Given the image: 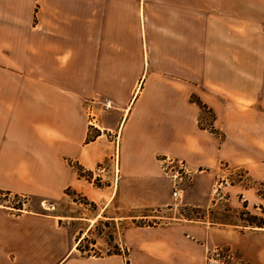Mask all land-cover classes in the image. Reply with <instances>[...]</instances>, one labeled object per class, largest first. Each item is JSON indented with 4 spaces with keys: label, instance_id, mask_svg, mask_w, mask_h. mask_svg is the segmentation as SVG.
Instances as JSON below:
<instances>
[{
    "label": "crops",
    "instance_id": "1",
    "mask_svg": "<svg viewBox=\"0 0 264 264\" xmlns=\"http://www.w3.org/2000/svg\"><path fill=\"white\" fill-rule=\"evenodd\" d=\"M164 156L195 174L194 206L215 204L221 164L264 184V0H0V193L56 201L82 189L94 219L117 221L170 203ZM99 163L107 184L82 188L78 170ZM60 218L0 200V264H204L216 238L177 220L125 228L126 252L84 254L92 219Z\"/></svg>",
    "mask_w": 264,
    "mask_h": 264
},
{
    "label": "rangeland",
    "instance_id": "2",
    "mask_svg": "<svg viewBox=\"0 0 264 264\" xmlns=\"http://www.w3.org/2000/svg\"><path fill=\"white\" fill-rule=\"evenodd\" d=\"M202 114L208 119L212 118V115L207 111L202 112ZM202 122L208 121L202 119ZM92 134H94V130ZM161 159L162 157H160ZM161 164L163 169V163L161 162ZM220 169L223 172L218 180L211 185L209 194H206L215 200V204L194 206L189 203L186 199L187 194L193 197L198 195L197 192H192L195 174L191 172L192 180L184 182L182 185L184 192L181 200L171 198L170 203L162 207L124 209L130 216L120 218L117 221L102 217L103 214L94 219L97 212L100 211L98 203L92 201L90 197L88 198L82 189L81 192L68 189L66 190L67 194L56 201L2 193H0V200L8 205L21 207V209L59 215L62 225L72 223L74 227H83L84 224H80L77 217L91 218L92 222L85 220L86 223L92 224L90 231L88 230L86 233L87 240L82 242L84 254L105 253L107 250H113L114 246H117L121 253L126 252L125 246L118 241V236L122 234L125 228L136 226L133 221H136L138 226H151L177 220H192L204 221L207 226L213 227L216 238L210 241L207 250H211L213 247L221 248L219 256L223 264H263L264 257L261 256L264 252V245H262L264 243V227L260 229L255 224L248 225L246 220L264 221V206L258 201L248 203L243 189L248 186L254 187L256 193L264 195V184L254 182L242 167L221 164ZM105 172L106 165L104 163H99L93 171L80 168L78 170L79 175L83 179L91 181L90 185L83 182L82 188L88 186L91 190L98 192L107 184ZM117 205V200L112 201L106 214L113 215L117 212ZM258 228L262 231L254 232ZM251 256L255 258L252 263L248 259Z\"/></svg>",
    "mask_w": 264,
    "mask_h": 264
},
{
    "label": "built area",
    "instance_id": "3",
    "mask_svg": "<svg viewBox=\"0 0 264 264\" xmlns=\"http://www.w3.org/2000/svg\"><path fill=\"white\" fill-rule=\"evenodd\" d=\"M110 106V100H105L104 108H109ZM161 161L163 163V172L170 178L171 181L172 198L174 200H181L184 192V188L182 187V185L184 184V182H189L192 180L191 171L181 160H174L164 156ZM220 251L221 248L217 247H213L211 250H207L204 264H223L219 256Z\"/></svg>",
    "mask_w": 264,
    "mask_h": 264
},
{
    "label": "trees",
    "instance_id": "4",
    "mask_svg": "<svg viewBox=\"0 0 264 264\" xmlns=\"http://www.w3.org/2000/svg\"><path fill=\"white\" fill-rule=\"evenodd\" d=\"M192 99H193V100H194V101L200 106V109L202 110V112L207 111V112L210 113V114L212 115V117H213V113L211 112V110H208V109L206 108V106H205L204 104H202L197 98L192 97ZM246 221H247L248 225H253V224H255L256 226L264 227V221H260V222H255V221H253V220H246ZM133 222L135 223L136 226L139 225L136 221H133ZM89 231H90V230H89ZM86 236H87V235H85V236L79 241V243L77 244V249H78L81 253L84 252L82 242L87 240V237H86ZM111 253H120V251H119V249H118L117 246H114L113 250H107V251L105 252V254H111ZM87 254H89V253H87ZM99 254H100V253H98L97 255H99ZM124 254L126 255V253H124Z\"/></svg>",
    "mask_w": 264,
    "mask_h": 264
}]
</instances>
